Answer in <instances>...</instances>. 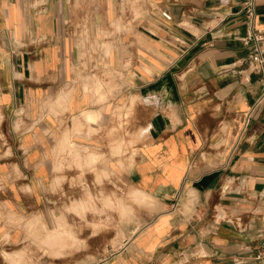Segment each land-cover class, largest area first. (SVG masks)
<instances>
[{
  "label": "crops",
  "instance_id": "crops-1",
  "mask_svg": "<svg viewBox=\"0 0 264 264\" xmlns=\"http://www.w3.org/2000/svg\"><path fill=\"white\" fill-rule=\"evenodd\" d=\"M246 28L242 0H0V264L34 235L66 250L34 264H264Z\"/></svg>",
  "mask_w": 264,
  "mask_h": 264
},
{
  "label": "built area",
  "instance_id": "built-area-1",
  "mask_svg": "<svg viewBox=\"0 0 264 264\" xmlns=\"http://www.w3.org/2000/svg\"><path fill=\"white\" fill-rule=\"evenodd\" d=\"M242 12L246 17L247 28L245 34L241 36V41L249 50L247 56L242 60L246 64V70L256 72L260 76L263 90L254 105L249 110V115L254 109L264 101V28H258L255 20L257 16L256 0H242ZM161 15L165 20H171L172 14L168 10H161ZM180 256H186L182 250ZM258 257L264 258V240L261 242ZM155 264H175L172 262H157Z\"/></svg>",
  "mask_w": 264,
  "mask_h": 264
},
{
  "label": "rangeland",
  "instance_id": "rangeland-1",
  "mask_svg": "<svg viewBox=\"0 0 264 264\" xmlns=\"http://www.w3.org/2000/svg\"><path fill=\"white\" fill-rule=\"evenodd\" d=\"M116 111L118 112V110H116ZM139 197H142V196H139ZM143 197H144V199H143L142 205L144 207L145 206L144 203H145L146 198L148 196H143ZM93 204H94V202H93ZM83 207L84 208L87 207V204L85 203ZM126 207L127 206L124 205V202L121 203L118 200H116V201L106 200V208H108V209H111V210H113V209L114 210L119 209L120 210V208H121L123 210V212H124V210L126 212V211L129 210L128 207L127 208ZM125 215L126 214L123 213V216H125ZM115 220H116L115 217H112V216H109V215L106 216V242L116 241L117 239L123 238L125 236V234H123L121 232H120V234H118V233H116V234L112 233L113 230H115V229H120L121 230L123 228L122 226L121 227H118L117 221L115 222ZM70 235L71 234H69V233L68 234H65V233L63 234V241H62L63 248L69 247L72 244V241H71L72 237ZM118 236H120V237H118ZM34 237L36 239L35 238L32 239L31 246H37L38 248L37 247H35V248L32 247V248H30V249L27 250L28 251L27 253H30V254H28V256L30 257V262H34V263L35 262H39L42 259V256L41 255L46 256L49 259V261L54 262V256L56 254L59 255L62 251L63 252L66 251L64 249L63 250H59L57 252L54 249H51V250H49V249H47V250L41 249L40 250V248H39V242H38V239H37V235H34ZM74 241H75V244H76V240L75 239H74ZM54 244H55V242H54V236H53L52 239H51V245H54ZM68 251H70V250H68ZM21 253L22 252L17 253V252H14V251L13 252H11V251H5V257L8 258L11 261V263L14 264V263H16L21 258V256H22Z\"/></svg>",
  "mask_w": 264,
  "mask_h": 264
},
{
  "label": "bare ground",
  "instance_id": "bare-ground-1",
  "mask_svg": "<svg viewBox=\"0 0 264 264\" xmlns=\"http://www.w3.org/2000/svg\"><path fill=\"white\" fill-rule=\"evenodd\" d=\"M139 194L142 195V196H144V194L142 192L141 193L139 192Z\"/></svg>",
  "mask_w": 264,
  "mask_h": 264
}]
</instances>
